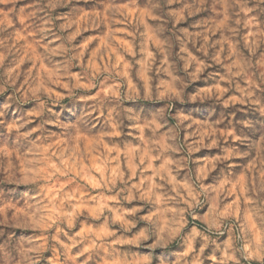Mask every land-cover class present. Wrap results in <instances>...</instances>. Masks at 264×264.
Returning <instances> with one entry per match:
<instances>
[{"label":"clouds","instance_id":"obj_1","mask_svg":"<svg viewBox=\"0 0 264 264\" xmlns=\"http://www.w3.org/2000/svg\"><path fill=\"white\" fill-rule=\"evenodd\" d=\"M0 264H264V0H0Z\"/></svg>","mask_w":264,"mask_h":264}]
</instances>
